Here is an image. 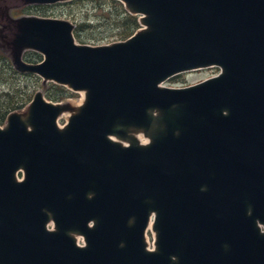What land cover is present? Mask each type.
I'll return each mask as SVG.
<instances>
[{
    "label": "water",
    "instance_id": "water-1",
    "mask_svg": "<svg viewBox=\"0 0 264 264\" xmlns=\"http://www.w3.org/2000/svg\"><path fill=\"white\" fill-rule=\"evenodd\" d=\"M117 1L143 28L96 47L5 10L14 69L85 101L37 92L0 127V264H264V0Z\"/></svg>",
    "mask_w": 264,
    "mask_h": 264
},
{
    "label": "rangeland",
    "instance_id": "rangeland-1",
    "mask_svg": "<svg viewBox=\"0 0 264 264\" xmlns=\"http://www.w3.org/2000/svg\"><path fill=\"white\" fill-rule=\"evenodd\" d=\"M22 8L23 7H21V9ZM124 12H126L124 5L116 0H74L66 3H58L56 5H34L26 7L19 13L16 11L13 12L12 16L14 18L23 15L67 20L75 26L74 34L77 44L96 47L126 41L127 38L123 35L121 23L118 21L124 20ZM0 50L5 52L11 61L10 51L2 38H0ZM42 58V55L34 51H27L24 54V60L29 63H39L43 60ZM219 72L218 68L192 71L170 79L165 86L172 88L191 86L208 78L217 76ZM52 85L51 82L44 84L43 79L38 76L22 75L17 72L13 74L7 68H1L0 95L2 96L5 92L15 90V98L13 99L15 103L27 101L25 103L27 105L18 111L23 112L37 92H43L46 99L50 102L70 103L73 107H78L85 101V93L83 92L74 93L75 95L72 98L69 97L60 102L51 101L47 98V95L52 92ZM5 101H7L6 98L3 96L0 97V106ZM68 118L69 117L64 115L60 117L59 125L64 126ZM6 121L7 118L0 127H3ZM19 178H22L21 174ZM50 228H53V225H51ZM147 235V237H149L147 241H150L149 246L153 249L155 234L150 230ZM81 245H84L83 238Z\"/></svg>",
    "mask_w": 264,
    "mask_h": 264
},
{
    "label": "trees",
    "instance_id": "trees-1",
    "mask_svg": "<svg viewBox=\"0 0 264 264\" xmlns=\"http://www.w3.org/2000/svg\"><path fill=\"white\" fill-rule=\"evenodd\" d=\"M124 14H125L124 20H118V21L119 23H121L123 35H125V37L128 39L139 29L140 25L138 22V17L131 16L126 12H124ZM1 68L3 69L7 68L11 73L16 74L14 68L11 65L10 59L8 58L5 52L0 50V72H1ZM51 91L52 92L49 95H47L48 96L47 98L54 102H60L66 98L74 96V94H72L66 88L55 84L51 86ZM15 92H16L15 90H12L2 94V96L6 98L8 102L5 101L0 106V125H2L5 122L7 116L10 113L21 110L27 105L25 104L27 101L25 102L19 101V103L14 102L13 99L15 98ZM2 96L0 95V97Z\"/></svg>",
    "mask_w": 264,
    "mask_h": 264
},
{
    "label": "flooded vegetation",
    "instance_id": "flooded-vegetation-1",
    "mask_svg": "<svg viewBox=\"0 0 264 264\" xmlns=\"http://www.w3.org/2000/svg\"><path fill=\"white\" fill-rule=\"evenodd\" d=\"M19 6L20 5H15V0H0V38L2 37L1 29L3 28L2 26H4L3 23L6 20L5 19V16L8 14V12L6 13L5 10L8 9V8H10L9 9V13L11 11V16H12L13 15V12H15V11L17 13H19V11L21 9ZM20 16H23V15H20ZM20 16H18V17H20Z\"/></svg>",
    "mask_w": 264,
    "mask_h": 264
},
{
    "label": "bare ground",
    "instance_id": "bare-ground-1",
    "mask_svg": "<svg viewBox=\"0 0 264 264\" xmlns=\"http://www.w3.org/2000/svg\"><path fill=\"white\" fill-rule=\"evenodd\" d=\"M74 37H75V34H74ZM71 115H72V112H66L64 116H66V117H70ZM112 139H113V140H117L115 137H112ZM138 139L141 141V143H142L143 145L149 143V140H148V139H145V138H144L143 136H141V135L138 136ZM151 226H152V222H151V224H150L149 231L151 230ZM147 236H148V235H147ZM147 238L149 239V237H147ZM148 242H150V241L148 240Z\"/></svg>",
    "mask_w": 264,
    "mask_h": 264
}]
</instances>
